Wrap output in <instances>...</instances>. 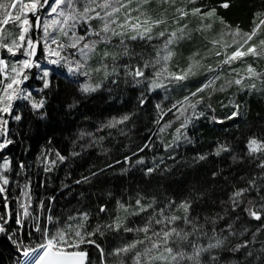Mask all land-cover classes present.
I'll return each mask as SVG.
<instances>
[{
    "label": "trees",
    "instance_id": "obj_1",
    "mask_svg": "<svg viewBox=\"0 0 264 264\" xmlns=\"http://www.w3.org/2000/svg\"><path fill=\"white\" fill-rule=\"evenodd\" d=\"M224 2L196 0L195 4H185L183 0H177L176 7L191 9L198 6L203 11L215 8V16L204 20L209 21L212 27L198 31L201 26L199 17L189 16L178 24H173L171 18L167 25L153 29L151 42L126 40L129 50L154 55L149 43L158 45L163 40L157 36L160 31L165 27L171 31L187 23L191 37L173 46L176 55L169 62V68H185L194 53H199L196 59L203 57L201 62L204 65L217 67L223 56H216L215 49L209 52L212 49L210 41L219 38L229 28L250 32L260 19H264V0H227L228 8L220 6ZM149 7V14L159 18L163 8L156 0H152ZM119 16L120 20L124 19L122 14ZM96 22L91 21L93 27H96ZM37 34L33 32L32 36ZM119 39L125 38L114 37L108 48L117 56L120 74L104 79L102 73H93L94 82H102L96 92L83 93V77L70 74L62 67L51 70L48 88H44L42 80L35 77L36 69L28 70L32 77L28 84L33 87L32 99H43L45 103L38 111L31 107L29 100L15 103L13 115H21L20 121L5 114V119L9 120V138L14 141L0 152V162L2 158L11 161L10 171L5 173L10 180L7 186L8 210L13 213L9 231L17 228L15 213L22 211L21 203H29L28 196L24 195L26 191L30 196L29 211L39 216L42 224L48 215L63 221L68 215L86 211L90 213V227L110 223V216L125 215L117 201L130 205V211L136 210L137 198H141L145 206L152 204L147 212L127 218L126 223L136 228L144 225L149 213L155 215L160 208H168L169 201L176 204L169 214L183 216V210L178 206L181 202L190 201L189 215L197 225H203L202 231L207 234L199 236L202 246L214 243L216 237L228 236L224 246L202 254V264H264V230L256 231L260 222L240 212V209L234 212L229 200L232 192L247 187L249 180H255V186L247 194V199L258 198L257 187L260 195H264V169L259 167L264 154H249L247 149L250 138H264V84L258 81L255 89L245 90L235 84L226 90L216 88L213 91V86L205 89L199 94L205 102L197 105L196 109L197 112L203 111L204 115L193 119L186 128H181L179 121H175L165 129V123L173 118V110L169 112L168 108L208 82L212 74L209 76L210 72L205 71V67L188 79L171 84L169 89L149 92L147 84H136L132 77L124 75L123 65L137 64L139 56L124 55L123 46L117 43ZM104 47L103 44L98 46L99 49ZM231 50L228 49L229 52ZM40 53L41 45L37 58ZM95 59L98 58L90 61L93 67L97 66ZM246 61L253 62L251 57ZM108 62L111 64V60ZM254 66L264 71V59L255 61ZM228 67L224 66L225 69ZM142 93L147 97L143 104L140 103ZM237 104L240 106L239 115L233 117L234 105ZM123 115H129L130 119L116 127L106 126ZM177 129H180L178 140L175 137ZM146 143L150 147L139 151ZM221 145L228 151L217 156L215 152ZM57 153L65 159L59 160ZM199 155H205L206 159L198 160ZM126 157H131V160L126 162ZM138 159L144 163L137 164ZM20 164L24 165L23 169ZM155 165H159L157 170L145 175V170ZM46 168L50 170L46 171ZM93 172L97 175L92 176ZM83 177L90 179L83 182ZM78 180L82 182L76 183ZM26 185L29 186L27 189ZM41 202L43 208L40 207ZM100 205L107 207V214L97 215ZM4 211V201L0 198V213ZM238 213L240 218L236 219ZM34 223L31 217L25 218L26 227L20 233L25 241L28 240L27 231ZM229 224L234 230L232 235L228 234ZM180 226L186 230L191 227L182 223ZM34 236L38 238L39 233H34ZM136 238L143 239L144 233L106 232L102 237H94L106 251ZM241 242L248 243L246 249L230 250ZM83 247L88 249L93 261L98 259V250L93 245ZM211 256L216 260L212 261ZM16 257L14 244L6 233H0V264H15ZM127 264L131 261L128 260Z\"/></svg>",
    "mask_w": 264,
    "mask_h": 264
},
{
    "label": "snow or ice",
    "instance_id": "obj_2",
    "mask_svg": "<svg viewBox=\"0 0 264 264\" xmlns=\"http://www.w3.org/2000/svg\"><path fill=\"white\" fill-rule=\"evenodd\" d=\"M152 0H10V2H0V152L6 149L14 141L9 138V120L5 119V114L11 116L15 121L21 120V115H13V104L17 100H29L34 110H40L44 107V100L36 101L32 99L31 92L22 87L24 82L29 79L28 70L33 67L40 68L38 61L33 58L37 53V46L43 44V48L51 64H60L64 62L68 66L69 73L79 74L92 79L93 73L103 75L104 79L109 76L119 75L116 65L117 56L113 54L108 46L111 45L114 37H124L120 39L119 44L123 46V54L129 56H139L137 64H125L124 75L132 77L136 84L147 82V90L155 91L159 88H166L168 84L182 82L195 75L202 68L216 75L203 84L196 91L185 95L182 100H177L172 104L168 111L173 109L184 116V122L181 128H186L193 119H198L204 115V112H197V105L205 102V98L199 94L205 89L212 88L216 80L220 79L217 69L222 70V66L231 67L236 62L246 63L244 74L241 75L238 69H231L238 78L228 80L221 85V89L235 84L237 86L255 89L256 81L264 84V71H257L254 62L264 59V19H260L250 32H243L239 28L236 30L227 29L219 35V38H213L210 43L212 52L216 56H223L217 67L204 65L201 59H196L199 53H194L189 58L191 61L187 68L171 71L169 62L176 55L173 46L178 45L180 41L190 39L191 29L188 24L177 27L171 31L167 27L160 31L157 36L163 38L161 45L149 46L154 50V55L148 53H135L129 50L127 41H146L151 42L154 39L153 29L160 25L168 24V17H172V23L178 24L180 20L186 17H199L201 26L198 31H205L212 27L211 23L204 24L205 19L214 17L216 9L211 8L203 11L201 7H176L177 0H156L163 11L159 18H153L149 14ZM185 4H195L196 0H183ZM167 5V7H164ZM228 8L230 5L225 0L220 5ZM174 11H170L173 9ZM44 18L41 13L44 10ZM99 9V11L97 10ZM137 13L133 16L132 13ZM124 19L121 22L120 16ZM259 15V14H257ZM143 17V18H142ZM98 20L100 24L93 27L91 21ZM12 26L11 28L9 26ZM81 27L83 35L77 33V28ZM33 32L42 33L34 40ZM225 37L228 38L227 42ZM103 44L105 47L99 49ZM75 49L76 52L67 54V49ZM228 49H232L230 52ZM79 55V59H70L69 55ZM23 56V59L9 60L8 57ZM251 57L253 62H247L246 58ZM95 59L96 67H93L89 61ZM111 60V64L108 62ZM44 79V88L49 87V76L47 69H42ZM249 80L252 83L244 85V81ZM102 82L84 83L81 91L85 94L96 92L101 87ZM115 83V81H113ZM147 100L145 94H141L140 103ZM156 107L160 109V105ZM211 108V105H208ZM236 111L232 113L235 117L239 115V105H234ZM190 110V111H189ZM185 113H189L185 115ZM163 114V113H162ZM162 118V115H161ZM179 118V117H178ZM231 118V117H230ZM130 119L129 115H123L119 119H113L106 126L116 127ZM215 119V117H213ZM159 120L157 121V123ZM163 131V129H161ZM180 133V129H177ZM178 135L176 139L178 140ZM191 142V141H189ZM150 147L145 144L139 149L143 152L145 148ZM171 147V145H169ZM249 154H264V138L258 140L250 138L247 144ZM228 151L226 146L221 145L217 148L215 154L219 156L221 152ZM59 160L63 161L65 157L56 154ZM133 155H136L134 152ZM198 160L206 159L205 155H199ZM235 159V157H234ZM131 157H126L128 162ZM51 163H55L52 161ZM137 164H143L142 159L136 160ZM21 169L24 168L20 164ZM111 167V165H109ZM159 165L147 168L145 175L155 172ZM264 169V155L261 156L259 165ZM11 161L2 158L0 162V198L4 201L5 211L0 213V233H6L8 239L14 244L17 257L15 264H202L201 256L204 253L211 252L212 249H219L225 245L228 236L223 238L216 237L214 243H208L202 246L199 241L200 235H207L202 231L203 225H197L194 219L189 215L191 208L190 201H184L179 204V209L183 210L184 215L169 214V210L176 207L174 201L168 202V208H160L155 215L149 213L146 222L142 227H132L126 223L129 216H139L152 208V204L147 206L141 203V198L135 199L136 210L130 211L131 206L117 201L119 208L125 215L110 216V223L94 227L89 225L88 212H81L79 215H68L63 221L48 215L43 222H40L39 216L29 211L30 196L26 191L29 203H21L22 211L15 213V224L17 228L9 231L8 225L12 220L13 213L8 210L7 186L10 183L9 177L5 175L10 171ZM46 171L50 169L46 168ZM101 172L104 169L100 170ZM97 173L93 172L92 176ZM90 177H83V182H88ZM82 181H76L81 183ZM255 186V180H249L247 187L235 189L229 197L232 209H240V212L247 214L251 219L260 222L256 231L264 230V195H260V188L257 187L256 199H247V194ZM26 189L29 187L25 186ZM243 205V207H242ZM44 207L43 202L40 205ZM50 211V209H49ZM105 205L98 207L99 213H108ZM31 217L34 224L27 231L28 240L20 235L25 229V218ZM239 213L236 219H239ZM190 225V229H185L180 224ZM214 223V222H213ZM159 226V227H156ZM228 234H234L232 225L227 226ZM133 232L144 233L143 239H133L130 242L118 246L111 251H106L101 244L97 243L94 237H102L106 232ZM221 231H224L223 229ZM34 233H39L36 238ZM83 245H93L99 253L97 260L93 261L89 251ZM143 246V247H140ZM247 242H241L234 245L230 250L232 252L246 249ZM248 255H251L249 252ZM212 261L216 260L211 256Z\"/></svg>",
    "mask_w": 264,
    "mask_h": 264
},
{
    "label": "rangeland",
    "instance_id": "obj_3",
    "mask_svg": "<svg viewBox=\"0 0 264 264\" xmlns=\"http://www.w3.org/2000/svg\"><path fill=\"white\" fill-rule=\"evenodd\" d=\"M97 10L99 11V9H97ZM46 11H47V9H45L44 12L41 13V15H42V19L44 18V13H45ZM117 15H120V14H117ZM171 18H172V17H169L168 20L171 21ZM120 21L122 22L123 19L120 20ZM203 23H204V24H208L209 21H204ZM99 24H100V21L97 20V22H96V27H97ZM225 31H226V30H225ZM225 31H224V32H225ZM77 33L80 34V35H83V34H84V33H83V30H82L81 27H80L79 29L77 28ZM38 35H42V33H39V34H37L36 36H35V35L32 36L33 39L35 40V39L37 38ZM119 40H120V39H119ZM119 40H118L117 43H119ZM227 40H228V38L225 37V41H226V42H227ZM162 43H163V40H162L158 45H161ZM40 45H41V53H40L41 56H40L39 58L36 59V61H38L39 64H40V68L33 67L32 69H36L35 77L41 79L42 82H43V86H44V79L41 78V77L43 76L42 69H47V70L49 71V73H50L52 69H54V68H58V67H62V68H64V69H66V71H67L68 73H69V71H68V66H67L64 62H61L60 64H56V65L51 64V63H50V59H54V57H51V58L47 57L46 54H45L44 48H43V44L41 43ZM152 45H153V44H152ZM74 52H76L75 49H71V48H69V49L66 50V53H67V54H71V53H74ZM23 58H24L23 56L8 57L9 60H16V59H23ZM69 58H70V59H74V60H75V59H79V55H78V54L75 55V56H71V55H69ZM89 63H90V61H89ZM187 66H188V65H187ZM187 66H186L185 68H187ZM254 67H255V66H254ZM245 68H246V63H241V62H239V61H238V63H237L236 65H234L233 67H228V68L225 69L224 66H222V70L218 68L217 71L219 72L220 79H219V80H216L215 84L213 85V91H214V89H216V88H219V89L221 90V85H222V84H225L226 81H228V80H232V79H235V78H238V77L236 76V73L232 72L231 69H238V70L240 71V74L243 75V74H244V69H245ZM181 69H182V68H181ZM170 70H171V71H178V70H175L174 68H170ZM200 70H201V69H200ZM204 70L207 71L206 68H205ZM257 71H259V69H257ZM70 74H72V73H70ZM210 74H212V75L210 76ZM73 75H74V74H73ZM75 75H77V74H75ZM78 75H79V74H78ZM215 75H216V73H214V72H210V73H209V76H210V79H209V80H211ZM28 76H29V79H28L27 81L24 82V87H23V88H25L28 92H31V90L33 89V87L30 86V85H28V84H29V81H30V79H31L32 77H31L30 74H28ZM80 76H82L83 79H84L82 85H83L84 83H89V82L92 83L93 85H95L96 82H94V81H95L94 79L89 80L88 77H85V76H83V75H80ZM48 78H49V76H48L46 79L48 80ZM92 78H93V77H92ZM248 81H249V80H245V81L243 82L244 85H248V84L252 83V82H250V81L248 82ZM141 84H147V82H144V83H141ZM256 84L259 85V82L256 81ZM170 85H171V84H168L166 88H159V89H169V88H170ZM172 85H174V84H172ZM236 86H237V85H236ZM228 87H230V86H227V87H225V88H223V89L226 90ZM237 87H240L241 89H244V90H245V89H250V88H248V87H242V86H237ZM18 101H20V100L14 101L13 109H14L15 103H17ZM189 111H190V110H189ZM188 114H189V113H185V115H188ZM178 117H179V118H178ZM175 121H179V125H181V124L184 122V116H180V114H179L178 112H176L175 109H173V118H171L170 121H168V122L165 123L164 128L166 129V128L170 127V126L172 125V123L175 122ZM176 133H177V132H176ZM178 135H179V133L175 134V137H177Z\"/></svg>",
    "mask_w": 264,
    "mask_h": 264
},
{
    "label": "water",
    "instance_id": "obj_4",
    "mask_svg": "<svg viewBox=\"0 0 264 264\" xmlns=\"http://www.w3.org/2000/svg\"><path fill=\"white\" fill-rule=\"evenodd\" d=\"M41 16H42V15H41ZM39 46H40V45H38V46H37V53H36V56L33 58L34 60H36V59H37L38 52H39ZM23 86H24V85H22V87H23Z\"/></svg>",
    "mask_w": 264,
    "mask_h": 264
}]
</instances>
